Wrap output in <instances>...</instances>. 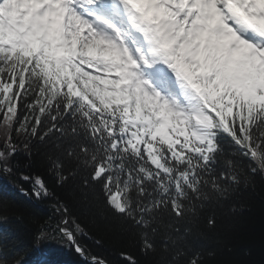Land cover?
<instances>
[{
  "label": "snow or ice",
  "instance_id": "6c2138e0",
  "mask_svg": "<svg viewBox=\"0 0 264 264\" xmlns=\"http://www.w3.org/2000/svg\"><path fill=\"white\" fill-rule=\"evenodd\" d=\"M0 127V173L21 136H59L141 252L203 264L186 225L264 175V0H0ZM51 170L68 182L63 158ZM19 179L51 195L43 176ZM58 211L53 232L85 255L78 218ZM0 264H22L2 237Z\"/></svg>",
  "mask_w": 264,
  "mask_h": 264
},
{
  "label": "trees",
  "instance_id": "16d2710c",
  "mask_svg": "<svg viewBox=\"0 0 264 264\" xmlns=\"http://www.w3.org/2000/svg\"><path fill=\"white\" fill-rule=\"evenodd\" d=\"M3 134L0 127V142ZM25 139L20 137V148L12 161L14 174L0 173V237L10 257L30 264L47 250L48 254L37 264H91L50 227L53 219L60 216L59 202L70 208L84 228L77 240L90 257H102L109 264H126L121 255L126 252L139 264H155L157 257L140 250L138 229L117 222L103 199L81 186L79 166L64 157L67 145L61 143L59 136L44 141L28 139L27 149L23 147ZM57 158L65 160L64 175L69 176L62 185L51 170ZM29 173L45 178L50 196L37 199L30 193L18 192L21 186L31 188L19 179L21 174ZM210 217L215 219L212 226L208 224ZM186 227L193 251L203 264H264V175L257 174L239 185L227 200L205 206Z\"/></svg>",
  "mask_w": 264,
  "mask_h": 264
},
{
  "label": "water",
  "instance_id": "95a60500",
  "mask_svg": "<svg viewBox=\"0 0 264 264\" xmlns=\"http://www.w3.org/2000/svg\"><path fill=\"white\" fill-rule=\"evenodd\" d=\"M74 247V246H73ZM74 249H75V247H74ZM81 255V254H80ZM87 262H91V258L89 257V255L86 253L85 255H83L82 256ZM100 258H102V257H100ZM104 259V258H103ZM106 260V259H105ZM107 261V260H106ZM108 264H109V262H108Z\"/></svg>",
  "mask_w": 264,
  "mask_h": 264
}]
</instances>
